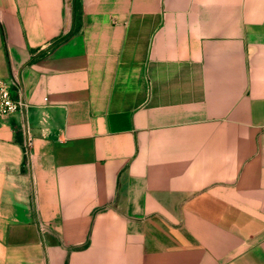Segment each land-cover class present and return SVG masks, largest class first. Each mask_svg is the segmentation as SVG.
<instances>
[{
    "label": "crops",
    "instance_id": "crops-1",
    "mask_svg": "<svg viewBox=\"0 0 264 264\" xmlns=\"http://www.w3.org/2000/svg\"><path fill=\"white\" fill-rule=\"evenodd\" d=\"M0 79V264H264V0H0Z\"/></svg>",
    "mask_w": 264,
    "mask_h": 264
},
{
    "label": "built area",
    "instance_id": "built-area-1",
    "mask_svg": "<svg viewBox=\"0 0 264 264\" xmlns=\"http://www.w3.org/2000/svg\"><path fill=\"white\" fill-rule=\"evenodd\" d=\"M25 108L26 103L13 96L11 85L0 79V126L4 117L20 112ZM24 144L28 148L30 146L29 140L27 139Z\"/></svg>",
    "mask_w": 264,
    "mask_h": 264
}]
</instances>
